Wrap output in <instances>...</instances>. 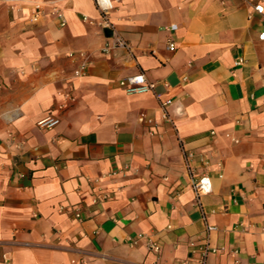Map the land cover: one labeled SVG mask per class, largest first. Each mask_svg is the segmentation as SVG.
Instances as JSON below:
<instances>
[{"label": "crops", "instance_id": "1", "mask_svg": "<svg viewBox=\"0 0 264 264\" xmlns=\"http://www.w3.org/2000/svg\"><path fill=\"white\" fill-rule=\"evenodd\" d=\"M113 4L0 0V264H264V0Z\"/></svg>", "mask_w": 264, "mask_h": 264}, {"label": "built area", "instance_id": "2", "mask_svg": "<svg viewBox=\"0 0 264 264\" xmlns=\"http://www.w3.org/2000/svg\"><path fill=\"white\" fill-rule=\"evenodd\" d=\"M95 3V6L100 14V25L103 28L107 29H113V25L110 21V14L114 9L113 1L118 0H93ZM255 10L259 13H263V8L261 6H256ZM53 13L58 18L59 26L62 27L65 25V20L63 19L62 15L57 12L56 10H53ZM44 16V14L40 11L36 12L35 15L32 17V20L36 21L40 17ZM172 29V27H170ZM114 35V40L112 43H105L101 47V52H108L114 49H123V50H130L129 44L120 36V35ZM259 40L264 41V31H262L259 34ZM168 49L169 51L175 50V44L173 41L168 42ZM88 57L83 56L82 62L80 63L79 69L75 71V75H80L83 72V69L86 67L88 62ZM242 60L238 61V64L241 63ZM120 86L126 88V91L128 92H137V91H153L154 84L148 82L143 73H139L137 75L126 77L125 79H122L120 81ZM154 96L160 101L161 109L163 110L164 117L168 119L166 108L171 104L170 99L162 100L161 95L158 93H154ZM66 99L68 98L67 95L64 96ZM66 110V106L64 104H60L57 107V113L49 114L42 119L38 120L36 123V126L39 130L48 131L60 124V117L61 114ZM148 122L151 123L149 120ZM194 189L196 193H202L207 194L211 192V182L208 177H201L195 184ZM79 217V215H77ZM208 231L212 230L213 227L208 226ZM140 240H145V244L148 248V250L159 253L160 252V244L157 240L153 239L151 235L147 234H138L137 237L130 241V245H136ZM199 252L201 256L200 264H206V257L210 253H214L215 250L211 248L208 244V241L205 240L204 243H202L199 247Z\"/></svg>", "mask_w": 264, "mask_h": 264}]
</instances>
